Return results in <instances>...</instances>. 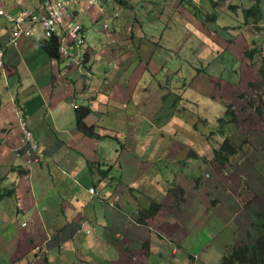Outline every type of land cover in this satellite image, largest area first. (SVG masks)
Returning <instances> with one entry per match:
<instances>
[{"label":"crops","instance_id":"0c3cea01","mask_svg":"<svg viewBox=\"0 0 264 264\" xmlns=\"http://www.w3.org/2000/svg\"><path fill=\"white\" fill-rule=\"evenodd\" d=\"M42 1L0 4L18 14L41 12ZM103 2L111 11L113 0ZM120 5L106 30L98 7L81 0L75 10L86 43L59 59L40 44L38 25L14 44L13 23L0 18V264H202L221 255L217 246L226 252L257 237L247 224L258 209L244 208L246 223L233 228L230 243V210L240 211L239 203L221 190V204L203 184L218 185L222 166L248 174L264 166V111H256L264 96V0ZM81 107L90 108L85 123L97 135L78 127ZM20 117L40 144L31 162ZM219 120L231 130L227 139L241 134L235 151L232 143L224 148L223 164L197 148ZM153 201L159 211L139 223ZM84 220L89 233L79 228Z\"/></svg>","mask_w":264,"mask_h":264},{"label":"built area","instance_id":"2783aa9c","mask_svg":"<svg viewBox=\"0 0 264 264\" xmlns=\"http://www.w3.org/2000/svg\"><path fill=\"white\" fill-rule=\"evenodd\" d=\"M81 0H43L42 11L22 10L18 14H12L4 9L0 4V17H5L13 23L11 41L17 44L16 35L24 33L26 35H34L36 26L38 25L43 33V36L49 37L57 35L61 40L60 51L62 54L68 55L72 50H80L86 42L85 23L77 18L75 7ZM88 6H97L101 16L103 17L102 26L106 30H110V19L118 16V5L111 9L104 4L103 0H86ZM4 54L2 39L0 35V58ZM3 61L0 60V65ZM19 123L23 129L28 141L26 152L29 156H33L32 151L37 150L38 143L31 141L32 132L28 128V123L25 118H20ZM90 191L94 192L95 188L90 187ZM26 225V222H23ZM80 229L89 233L91 228L86 220L80 222Z\"/></svg>","mask_w":264,"mask_h":264},{"label":"rangeland","instance_id":"374dc122","mask_svg":"<svg viewBox=\"0 0 264 264\" xmlns=\"http://www.w3.org/2000/svg\"><path fill=\"white\" fill-rule=\"evenodd\" d=\"M121 9V7H120ZM119 9V12H120ZM168 41V39L166 40V42ZM165 40H162V43H164ZM183 52L181 51V54ZM183 57V56H182ZM187 57V56H186ZM175 59V57H174ZM205 66H207V64H205ZM198 69H202L201 66H198ZM194 70L193 73H196L197 70ZM207 73H209L206 70ZM164 79L166 82H163L164 85H168V78H166L164 76ZM182 89V88H181ZM185 90L181 91V95L183 96L185 94ZM168 96V94H167ZM219 124H213V128H205L206 130V142H204L203 144H197V148L203 151V154L205 153H210L212 155V157H210V159L214 158L216 159V161L219 163L220 160L219 158H223V156L226 154L225 149H223V146H227L228 142H227V138L224 136V132H228L229 134H231V130H224L228 128V126H224L222 123V120L218 121ZM200 127H205L202 123L200 124ZM214 130V131H213ZM217 135H219V137H216ZM226 138V139H225ZM188 154L190 159H193V150H192V144L191 142L188 144ZM38 146H40V144H38ZM239 156V155H238ZM208 167V166H207ZM244 167V166H242ZM258 168V169H257ZM250 169L252 170V173L248 174L247 171H241L240 169H238L235 172H232L233 169L231 166H222L221 171L219 172V174L221 175V182L218 183V185H210L207 182H205L204 185V191L205 190H212L214 192H219V198L221 199L220 203L222 204V198H223V192L221 190H223L224 192H226L225 197L226 199L230 200V198H232L230 201L231 202H235V203H239V210L238 212L236 211H231L233 212V218L235 219L234 223H230L227 226V230H231L233 228H235V226H239L242 225L243 223H246V220L244 221L243 219H245V211L244 208L246 209H259V203L260 201L264 202V181L261 180L260 176L263 178L262 175H264V166H256L253 165L250 167ZM258 170L259 174L254 171ZM181 172H184L183 170ZM262 174V175H261ZM237 175V176H236ZM264 179V178H263ZM217 194V195H218ZM174 198H176V196H174ZM172 199V198H171ZM225 200L223 203V210H225V205H227L228 203V207L229 208V203L230 201ZM171 201V200H170ZM171 203V202H169ZM264 204V203H263ZM30 214H28V218H30ZM249 228H251L252 233H254V227L255 225L252 224L251 227L249 224H247ZM254 229V230H253ZM234 229L232 230L230 237L231 242L233 243L234 240V234H233ZM254 240V239H253ZM253 240L249 243H252ZM220 243L218 242V245ZM201 244L200 243H196V248H200ZM225 246H217V248L215 250H220L221 251V255L220 256H210L208 259L209 261L202 263V264H218L221 260L222 255L225 253ZM217 255V254H216ZM219 255V252H218ZM173 264H179V262H174Z\"/></svg>","mask_w":264,"mask_h":264},{"label":"trees","instance_id":"16d2710c","mask_svg":"<svg viewBox=\"0 0 264 264\" xmlns=\"http://www.w3.org/2000/svg\"><path fill=\"white\" fill-rule=\"evenodd\" d=\"M123 2L124 0H119ZM42 47L48 52L51 57L60 58V38L57 35H52L50 37H43L40 40ZM256 111H264V96L260 99V102L256 106ZM77 112V125L86 134L97 135L94 127L87 125L85 123V117L90 113L89 107H81L76 109ZM241 137L239 131L234 132L230 137H228L227 148L230 146V143L234 145L235 151L236 139ZM232 147V146H231ZM220 162L223 164L225 158H219ZM161 204L159 202L153 201L152 204L143 211L140 217L137 218L139 223L147 224V219L159 211ZM256 215L259 221L255 220L253 223L255 225L254 229L257 233L256 239L252 243H244L242 245L233 246L226 254L221 257V260L218 264H264V207L258 209Z\"/></svg>","mask_w":264,"mask_h":264},{"label":"clouds","instance_id":"9594fccd","mask_svg":"<svg viewBox=\"0 0 264 264\" xmlns=\"http://www.w3.org/2000/svg\"><path fill=\"white\" fill-rule=\"evenodd\" d=\"M43 2V1H42ZM105 4V3H104ZM115 4L116 5H118V8L120 9V7H121V5H120V1L119 0H113V3H112V5L111 4H109L110 5V7H111V9L115 6ZM2 6V5H1ZM107 6V5H106ZM3 7V6H2ZM108 8H109V6H107ZM5 9V8H4ZM6 10V9H5ZM7 11V10H6ZM76 11V10H75ZM109 11H110V9H109ZM111 13H112V10L110 11ZM120 13V12H119ZM77 15V14H76ZM118 16H119V14H118ZM118 16H116V17H113V18H111L110 19V26H111V21H112V19H116ZM3 17V16H2ZM1 18V17H0ZM78 18V17H77ZM102 22H103V20H102ZM103 27V26H102ZM111 28V27H110ZM85 29H86V27H85ZM87 33V32H86ZM87 35H88V33H87ZM43 37H45V36H43ZM50 37V36H49ZM2 39V38H1ZM86 40H87V37H86ZM60 43H61V40H60ZM86 43V42H85ZM2 45H3V43H2ZM85 45V44H84ZM4 48V47H3ZM5 50V49H4ZM60 53H61V51H60ZM1 59V58H0ZM3 61V60H2ZM21 118V117H20ZM19 118V119H20ZM22 118H25V117H22ZM26 119V118H25ZM27 120V119H26ZM18 123H19V120H18ZM27 123H28V120H27ZM19 126H20V128H21V125H20V123H19ZM28 128H29V130L32 132V135H31V141L32 142H36V143H38L39 144V142L34 138V135H33V131H32V129L30 128V126H29V124H28ZM23 131V130H22ZM23 136H24V139L26 140L25 141V144H24V147L22 148V150H23V155H24V157L27 159V161L28 162H31V161H33V160H36V159H38V157H40L41 155H40V146H38L37 147V150H33L32 151V155L33 156H29L28 154H27V152H26V149L28 148V146H29V144H28V141H27V138H26V136H25V133H24V131H23ZM255 220H257V221H259V219H258V217H257V215L255 214L254 216H253V223L255 222ZM79 227H80V225H79ZM242 244H244V243H241V244H238V245H242ZM233 246H237V245H231V246H229V247H227L228 248V250L224 253V254H226ZM223 254V255H224ZM222 255V256H223Z\"/></svg>","mask_w":264,"mask_h":264}]
</instances>
